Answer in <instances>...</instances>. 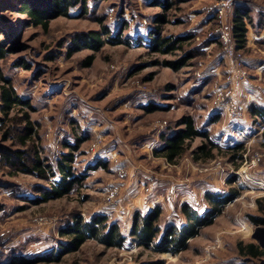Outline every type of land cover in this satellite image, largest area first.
I'll list each match as a JSON object with an SVG mask.
<instances>
[{"label": "rangeland", "instance_id": "rangeland-1", "mask_svg": "<svg viewBox=\"0 0 264 264\" xmlns=\"http://www.w3.org/2000/svg\"><path fill=\"white\" fill-rule=\"evenodd\" d=\"M29 1L38 0H0V39L14 47L0 57V79L10 81L31 105L16 106L7 116L0 111V264L46 253L65 240L60 231L75 216L89 221L98 215L117 223L127 236L122 248L87 240L58 262L37 264H138L156 257L165 264H264V257H242L236 248L243 241L264 249V226L249 219L263 215L257 200L264 198V122L255 121L249 107H264V0H232L225 17L229 28L232 11L248 9L253 22L247 39L261 32L256 46L242 51L250 84L233 94L245 110L239 122L229 121L215 106L213 86L230 63L223 47L216 43L194 51L203 40L209 43L205 38L216 0H168L172 4L166 8L160 0H86L85 6L70 7L68 16L51 19L47 29L29 23L19 10ZM153 29L162 36L197 35L184 50L162 54L141 43ZM89 31L119 35L126 42L106 43L98 51L75 48L77 35ZM189 50L197 54L179 70L165 65ZM148 104L156 108L148 111ZM26 113L37 137L24 146L18 135ZM186 114L209 133L216 148L205 158L196 152L204 141L196 138L168 163L154 151L162 147L160 135L175 129ZM76 137L83 140L74 169L84 174L83 184L65 197L34 203L48 182L13 168L3 155L35 144L41 157L55 163ZM238 145L243 149L232 150ZM232 189H239V197L178 255L153 254L135 247L128 236L135 211L158 204L161 225H180L183 203L203 212L206 192L226 195Z\"/></svg>", "mask_w": 264, "mask_h": 264}, {"label": "trees", "instance_id": "trees-1", "mask_svg": "<svg viewBox=\"0 0 264 264\" xmlns=\"http://www.w3.org/2000/svg\"><path fill=\"white\" fill-rule=\"evenodd\" d=\"M32 3L30 1L21 3L19 10L25 15L29 23L47 29L51 19L57 16H68L70 7L78 4L85 6L86 0H38L35 4ZM158 4L166 8L167 5L170 7L172 2L160 0ZM232 12L230 23L231 41L237 50L244 51V49L248 48V30L249 24L253 22L252 17L249 10L245 8L237 7ZM159 31L158 29H153L146 41L142 40L141 43L145 42L152 51L162 54L184 50L186 44L197 35L190 31L191 33L183 35L162 36ZM105 34L103 35L99 31L80 33L74 41L75 48H89L93 51H98L106 43L119 44L126 42L119 35L112 36L107 32ZM205 39L209 43L203 40L200 46L194 47V51L198 53V48H207L209 45L216 43L222 47L224 46L218 36L212 38L207 34ZM12 48L14 47L6 39H0V57H3ZM190 52V50L185 51L176 60H168L164 63L174 70H179L197 54L193 52V54L195 53L193 55ZM92 58V56L88 58L87 65L92 62ZM0 102V111L6 116L16 106L31 107L27 100L18 95L7 79H0ZM148 105L145 107L146 110H153L152 107L155 105ZM249 113L255 121L261 120L264 122V107L253 104L249 107ZM19 130L22 133L18 135V142L24 146L30 139L37 137L35 123L30 120L27 113L24 114L23 125ZM5 135L10 138L12 135L11 130L10 132L8 130ZM196 138L204 141L198 146L196 152L198 154L202 153L205 158L212 157L210 152L216 148V145L212 143L209 133L196 126L192 115H183L177 121L175 129L168 134L162 133L160 135L162 147L154 151V154L161 156L168 163H174L175 160L185 153L190 143ZM82 140L76 137L74 144H67L68 151L63 152L55 163L48 162L47 159L41 157L35 144H31L29 150L19 149L10 152V154L6 153L3 155V159L13 168L27 174H33L48 182V186L42 187L37 197L33 199L34 203L39 204L65 197L76 187L83 184L85 180L84 174L76 173L74 169L75 152L78 150ZM206 146H209L207 150ZM241 149H243L241 145H238L232 150L239 152ZM99 165L103 166V164ZM239 194V189H232L226 195L206 192L204 199L207 203V208L203 212L194 209L188 203H183L181 205V213L184 215V221L180 225H176L173 222L161 225L162 208L158 204L144 213L141 210L135 211L128 236L134 246L144 248L153 254L171 253L176 255L188 249L190 240L200 234L201 228L211 224L214 217L222 212L225 204L239 197ZM257 206L259 212L263 215L250 216L249 219L256 225L264 226V198L257 200ZM60 234L65 240L61 241L57 247L33 257L15 256L10 264H37L42 261L47 263L58 262L65 254L79 250L87 240H95L107 248H122L127 240V236L120 230L118 224L107 222L106 217L102 215L95 216L89 221H85L80 216H75L73 221L60 231ZM236 248L238 254L242 257L256 258L258 260L264 257V249L259 243L238 241ZM138 264H165V259L156 257L141 261Z\"/></svg>", "mask_w": 264, "mask_h": 264}, {"label": "built area", "instance_id": "built-area-1", "mask_svg": "<svg viewBox=\"0 0 264 264\" xmlns=\"http://www.w3.org/2000/svg\"><path fill=\"white\" fill-rule=\"evenodd\" d=\"M232 0H216L212 6L214 18L212 28L207 33L209 37H220L224 43L225 56L230 60V67L220 82L213 86L215 95V106L229 121L239 122L245 117V110L236 104L233 98L234 91L240 87L250 84V78L245 69V55L242 50H237L231 41V28L226 25L225 17L232 8ZM236 132L244 135L241 129ZM115 190H112L114 193ZM136 247V246H135Z\"/></svg>", "mask_w": 264, "mask_h": 264}, {"label": "crops", "instance_id": "crops-1", "mask_svg": "<svg viewBox=\"0 0 264 264\" xmlns=\"http://www.w3.org/2000/svg\"><path fill=\"white\" fill-rule=\"evenodd\" d=\"M249 31H250V28H249V30H248V33H249ZM260 35H259V34ZM261 37V32H256V33H253V39H251V41H249V39H248V41H247V47H249V48H251V46H256V44L258 43V38H260ZM249 38V37H248ZM227 62H229V61H227ZM262 66H263V64H262ZM229 67H230V63H229V66H228V68H227V70L226 71H228V69H229ZM225 71V72H226ZM151 208V207H150ZM149 208V209H150ZM183 252V251H182ZM182 252H180V253H182ZM171 254V253H170ZM179 254V253H178ZM178 254H176V255H178ZM173 255V254H172Z\"/></svg>", "mask_w": 264, "mask_h": 264}]
</instances>
